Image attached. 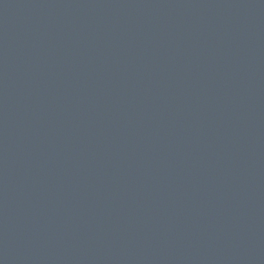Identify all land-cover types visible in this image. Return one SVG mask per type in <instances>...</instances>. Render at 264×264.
Masks as SVG:
<instances>
[{
	"label": "water",
	"instance_id": "95a60500",
	"mask_svg": "<svg viewBox=\"0 0 264 264\" xmlns=\"http://www.w3.org/2000/svg\"><path fill=\"white\" fill-rule=\"evenodd\" d=\"M0 264H264V0H0Z\"/></svg>",
	"mask_w": 264,
	"mask_h": 264
}]
</instances>
